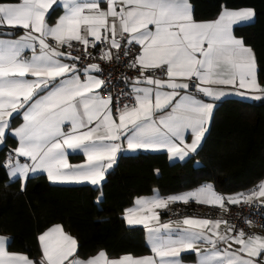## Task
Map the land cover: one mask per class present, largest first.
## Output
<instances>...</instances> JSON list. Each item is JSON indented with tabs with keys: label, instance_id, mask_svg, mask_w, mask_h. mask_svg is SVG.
<instances>
[{
	"label": "snow or ice",
	"instance_id": "6c2138e0",
	"mask_svg": "<svg viewBox=\"0 0 264 264\" xmlns=\"http://www.w3.org/2000/svg\"><path fill=\"white\" fill-rule=\"evenodd\" d=\"M57 2L0 3V28L24 30L15 39L5 38L14 32H0V144L10 118L22 113L23 123L13 133L18 146L11 152L31 161H14L10 153L0 165L10 177L26 179L43 170L49 181L99 185L123 148L118 142L122 138L129 151L164 149L170 160L183 161L197 151L215 107L196 93L214 101L229 93L213 86L264 93L252 49L232 34L234 24L254 17L250 8L222 6L217 19L196 21L189 0H59L63 14L49 25L47 15ZM73 42L83 45L85 57H91L89 47L107 45L99 57L107 62L114 58L113 49L119 61L121 51L128 57L139 46L127 66L140 75L123 77L130 91L117 95L115 108L111 93L100 94L107 81L91 74L100 66L79 68L75 62L84 57L61 50L72 49ZM157 71L167 79L147 74ZM193 85L195 91H187ZM121 97L130 103L120 107ZM187 132L191 143L186 142ZM68 150L82 153L85 162L69 164ZM193 200L224 212L229 205H253L258 200L264 207V181L227 197L204 185L174 196L137 198L136 207L126 209L123 218L129 226H144L152 255L109 259L100 251L82 260L75 255L76 239L55 225L37 237L42 251L38 264H181L187 252L196 254V264H255L252 258L264 253V236L246 237L228 219L185 216L160 222L158 210ZM9 239L0 236V264H37L26 254L9 252ZM233 244L239 247L233 249Z\"/></svg>",
	"mask_w": 264,
	"mask_h": 264
},
{
	"label": "trees",
	"instance_id": "16d2710c",
	"mask_svg": "<svg viewBox=\"0 0 264 264\" xmlns=\"http://www.w3.org/2000/svg\"><path fill=\"white\" fill-rule=\"evenodd\" d=\"M18 0H0V3ZM196 20L212 19L228 8L251 7L254 21L236 26L234 33L255 53L258 77L264 83V0H189ZM61 12L53 7L48 21ZM15 114L10 127L19 120ZM8 132L0 148V165L15 145ZM264 179V98H226L218 102L197 151L183 161L170 162L164 152H125L99 185L53 184L45 174L10 177L0 167V236L8 249L39 262L37 237L61 224L77 241V255L100 250L111 256L149 254L144 229L128 226L123 212L142 195H176L200 186L230 195L247 192ZM23 184V188H22ZM192 260L193 254L183 255Z\"/></svg>",
	"mask_w": 264,
	"mask_h": 264
},
{
	"label": "crops",
	"instance_id": "0c3cea01",
	"mask_svg": "<svg viewBox=\"0 0 264 264\" xmlns=\"http://www.w3.org/2000/svg\"><path fill=\"white\" fill-rule=\"evenodd\" d=\"M19 2H20V0H18L17 2H11V3H19ZM189 3H190V2H189ZM190 5L192 6L191 3H190ZM53 7H60V8H61V12H60V14H59V15H58L53 21H48V15H47V23H48L49 25H54V24L56 23L58 17H59L60 15H62V14H63V11H64L62 5L59 3V0H58L57 4L53 5ZM106 7H107L106 2H102V3H101V8H102V9H106ZM227 8H228V7H227ZM248 8L252 9L251 7H239V8H228V9H230V10H239V9H248ZM50 10H51V9H50ZM117 10H118V9H117ZM252 10H253V9H252ZM192 11H193V6H192ZM221 11H222V10H221ZM221 11L218 13V15H217L216 17H214V18H212V19H202V20H196V19H195V20H196V21H213V20H215V19L218 18V16L220 15ZM253 11H254V10H253ZM254 18H255V14H254V17H253L250 21L234 24L233 27H232V34H233V36H234L235 38H237V39H241V40L243 41L245 47L251 48V49H252V52H253V54H254V56H255V53H254L253 48H252L250 45H248L247 43H245L244 40H243L241 37L236 36L235 33H234V29H235L236 26H239V25H245V24L251 23L252 21H254ZM0 29H1V30H3V29H4V30H9V31L14 32V35L9 36V37H5V38H10V39H15V38L19 37L20 35L23 34V31H24L22 28L10 29V28H8L7 26L2 27V28H0ZM49 43H50V44H53V46H54V41L49 40ZM138 48H139V46H138ZM61 50L64 51V52H68V51H70V50L68 49V47H66V46L63 47ZM26 55H29V56H30L31 53L28 52V53H26ZM255 59H256V56H255ZM66 62H68V61H66ZM256 63H257V62H256ZM85 67H86V66H85ZM91 74H92V75H95V76H97V77L99 78L98 72H92ZM80 75H81V78L83 79V73H82V72L80 73ZM257 75H258V73H257ZM157 78H160V79H167V77H166L165 75H163V76H159V77H157ZM258 83H259L261 86H264V83H263L262 81H260L259 77H258ZM213 87H220L222 90H224L225 92H227V93H229V94H227V95L221 97L218 101H214V100H212L211 98L204 97L202 94H199V93H196L197 98H198V99H202V100H204L205 102L214 103V104H215V107L217 106V104H218L219 101L224 100V99H226V98H238V99H244V100H249V101L259 100V99L264 98V93H261V92H259V91L250 90V89H239L238 86H213ZM165 90H168V89H165ZM184 91H185V90H181V94H183ZM187 91L192 92V91H190V90H187ZM240 93H243L244 95H241ZM253 97H259V98H253ZM215 107H214V109H213V113H214ZM169 111H170V109H169ZM14 115H15V114H14ZM14 115H13V116H14ZM212 116H213V114H212ZM11 119H12V118H10V121H11ZM211 119H212V117H211ZM211 119H210V120L208 121V123L206 124V131H207L208 127H209V124H210V122H211ZM22 123H23L22 113H20V115H19V120H18L16 123H14L11 127H8V128L6 129V134L9 132L10 135H11L12 137H14V135H13L14 130H15L17 127H19ZM65 131H67V129H65ZM206 131H205V134H206ZM205 134H204V136H205ZM204 136H203V138H204ZM14 138H15V137H14ZM203 138H202V140H203ZM191 140H192V136H191L190 132H187V133H186V142H187V143H191ZM202 140H201V142H202ZM15 141H16V143H15V145L11 148V150L15 149V148L18 146V140H17V138H15ZM118 142H120V143L123 144V148H122V150H121V153H125V152H137V151L153 152V153H154V152H164V153H166V155H167V157H168V160H169L170 162H178V161H181V160H179V159H172V160H170L167 151L164 150V149H161V150H150V149H149V150H145V149H139V150H136V151H129V150H127V148H126V141H124L123 138H122L121 141H118ZM3 144H4V142H3ZM3 144H0V148L2 147ZM200 144H201V143H200ZM199 146H200V145H199ZM199 146H198V147H199ZM197 149H198V148H197ZM11 150L9 151V154H10V153L12 154V157H13V160H14V161H15L16 159H19L20 163H31V161L28 160V158H25V157H18L15 153H12ZM9 154H8V156H9ZM191 154H192V153H191ZM118 156H120V151L117 153L116 161H117V159H118ZM116 161H115V162H116ZM68 162H69V164H71V165H79V164H82V163L85 162V157H84L83 154L80 153L79 151L68 150ZM114 164H115V163H114ZM114 164H113V165H114ZM113 165H112V166H113ZM111 168H112V167H111ZM111 168L107 169L106 172H105V174H106ZM39 174H45V176L47 177V173L44 172L43 170H40V171H38V172H36V173H29L26 179H20V180L22 181V183H25L26 180L28 179V177L35 176V175H39ZM47 179H48V178H47ZM262 181H264V179H262ZM49 182H50V183H53V184H91L90 182H87V181H84V182H53V181H49ZM100 183H101V182H100ZM200 187H201V186H200ZM200 187H197V188H194V189H191V190H188V191L182 192V193H188V192H191V191H193V190L199 189ZM182 193H179V194H182ZM237 193H241V192H237ZM244 193H245V192H244ZM179 194H176V195H179ZM234 194H236V193L230 194V195H228V196H231V195H234ZM153 196H154V195H142V196H138V197H136V198L134 199L132 205L129 206L128 208H126V209H131V208L136 207V205H135V201L137 200V198H149V197H153ZM169 196H174V195H169ZM161 197H168V196H161ZM193 201H194V200H193ZM193 201H190V202H193ZM194 202H195V201H194ZM258 202H260V201L258 200ZM182 204H184V203H183V202H176V203H174V204H170L169 206H176V205H182ZM201 205L205 206L204 204H201ZM126 209H125V210H126ZM125 210H124V212H123V216H124V214H125ZM164 210H165V209H164ZM164 210H158V211H160V222H161V223H165V222H168V221H177V220H180V219L183 218V217H181V218H169V217H167V216L164 214ZM186 216H189V217H196V218H207V217L202 216V215H186ZM208 219H213V218H208ZM125 222H126V220H125ZM126 224H127V222H126ZM55 225H60V226L62 227L61 224L56 223V224H53V225L47 227L44 231H46V230L52 228V227L55 226ZM127 225H128V224H127ZM128 226H129V225H128ZM134 226H139V227H142V228L144 229L145 236H146V244L148 245V243H147V231H146V229L144 228V226H143V225H134ZM134 226H131V227H134ZM62 229H63V231H64L65 233L69 234L67 231L64 230L63 227H62ZM250 229H251V232H250V233H246V232H245V233H246V237H247V235H253V234H259V235H261V236H264V227H263V228H259V227H256V226H254V225H251V226H250ZM44 231H42L41 233H43ZM41 233H40V234H41ZM40 234H39V235H40ZM69 235H71V234H69ZM71 236H72V235H71ZM72 237H73V236H72ZM73 238H74V237H73ZM148 247L150 248L149 245H148ZM224 247H226V245H224V244H220V248H221V249H223ZM238 247H239L238 245L233 244V249H236V248H238ZM39 248H40V245H39ZM6 249H7L9 252H14V251H10V250L8 249V240L6 241ZM100 251H103V250H100ZM100 251H98L97 253H95V254H93V255H90V256H88V257H80V256L77 255V253H76L75 255H76L77 258H79V259L87 260V259L90 258V257H94V256H96ZM150 251H151V248H150ZM104 252H105V251H104ZM15 253H22V252H15ZM105 253H106V252H105ZM23 254H25V253H23ZM185 254H193L194 257H193L192 260L184 259L183 255H185ZM26 255H27V254H26ZM106 255H107V257H108L109 259H118V258H120V257H122V256H124V255H126V254L119 255V256H111V255H109V254L106 253ZM146 255H152V252H150L149 254H145V255H140V256H133V255H132V256H133V257H142V256H146ZM27 256H28V255H27ZM28 257H29V256H28ZM41 257H42V251H41V248H40V258H41ZM29 258L33 260V258H31V257H29ZM252 259L255 261V264H264V253H262V254H261L260 256H258V257H253ZM180 260H181V264H196L197 257H196V254H195V253H193V252H187V253H183V254L181 255ZM33 261H34V260H33Z\"/></svg>",
	"mask_w": 264,
	"mask_h": 264
},
{
	"label": "built area",
	"instance_id": "2783aa9c",
	"mask_svg": "<svg viewBox=\"0 0 264 264\" xmlns=\"http://www.w3.org/2000/svg\"><path fill=\"white\" fill-rule=\"evenodd\" d=\"M67 47V46H66ZM107 45H98L95 49L89 47L88 52L91 53V57L84 56L83 45L78 42H73L72 51L73 55L82 56L79 61L75 63L79 68H83L89 64H98L100 66V71L98 72L99 78L106 80L105 90L101 91L100 94L104 97H107L109 93L113 96V104L114 108L116 106V97L119 93L129 92L130 88L126 86L124 83L123 77L134 78L140 75L138 69H131L127 66V61L131 58H134L133 54L139 51L138 46L133 48V53L130 54L128 57L123 55V51H121L120 57L121 59L117 61L115 59L116 50L113 49L114 58L111 62H107L104 60L99 59L101 55V49L106 48ZM148 75H152L155 78L159 76H163L159 71L152 73H147ZM190 91H195V86L193 85ZM130 103L129 100L124 99L121 97V103L119 104L120 107H123V104ZM8 156L6 157L7 161ZM261 181L257 182L251 189L256 187ZM250 190V189H249ZM216 191V190H215ZM219 194L227 197L228 195L216 191ZM260 202L256 201L253 205H229V211L224 212L219 207H212V206H203L196 202H189L188 204L176 205V206H169L167 209L164 210V214L169 218H181V215H202L207 218H223L228 219L230 223L235 224L237 226V231L243 229L244 232L250 233L251 229L246 221H251V225H254L259 228L264 227V207L259 206Z\"/></svg>",
	"mask_w": 264,
	"mask_h": 264
},
{
	"label": "water",
	"instance_id": "95a60500",
	"mask_svg": "<svg viewBox=\"0 0 264 264\" xmlns=\"http://www.w3.org/2000/svg\"><path fill=\"white\" fill-rule=\"evenodd\" d=\"M0 32H12V31H9V30H4V29H3V30H1V29H0ZM120 154H121V151H120ZM118 157H119V156H118ZM115 163H116V162H115Z\"/></svg>",
	"mask_w": 264,
	"mask_h": 264
},
{
	"label": "bare ground",
	"instance_id": "6f19581e",
	"mask_svg": "<svg viewBox=\"0 0 264 264\" xmlns=\"http://www.w3.org/2000/svg\"><path fill=\"white\" fill-rule=\"evenodd\" d=\"M185 216H186V214L181 215V217H185Z\"/></svg>",
	"mask_w": 264,
	"mask_h": 264
},
{
	"label": "rangeland",
	"instance_id": "374dc122",
	"mask_svg": "<svg viewBox=\"0 0 264 264\" xmlns=\"http://www.w3.org/2000/svg\"><path fill=\"white\" fill-rule=\"evenodd\" d=\"M25 184V183H24Z\"/></svg>",
	"mask_w": 264,
	"mask_h": 264
}]
</instances>
